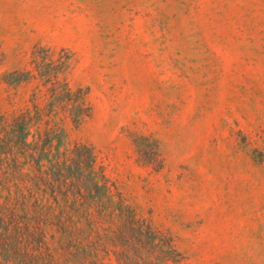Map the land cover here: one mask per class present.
<instances>
[{
  "label": "rangeland",
  "instance_id": "obj_1",
  "mask_svg": "<svg viewBox=\"0 0 264 264\" xmlns=\"http://www.w3.org/2000/svg\"><path fill=\"white\" fill-rule=\"evenodd\" d=\"M37 44L67 49L89 92L67 143L186 264H264V0H0V112Z\"/></svg>",
  "mask_w": 264,
  "mask_h": 264
},
{
  "label": "trees",
  "instance_id": "obj_2",
  "mask_svg": "<svg viewBox=\"0 0 264 264\" xmlns=\"http://www.w3.org/2000/svg\"><path fill=\"white\" fill-rule=\"evenodd\" d=\"M72 69L67 49L37 44L23 68L3 76L14 93L13 108L0 112V264H186L174 238L108 178L95 149L67 143V125L92 115L88 90L68 80Z\"/></svg>",
  "mask_w": 264,
  "mask_h": 264
}]
</instances>
